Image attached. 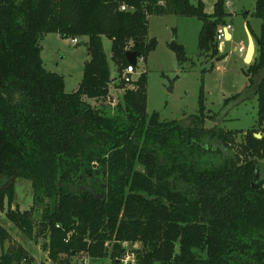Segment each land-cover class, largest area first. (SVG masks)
Instances as JSON below:
<instances>
[{"label": "trees", "instance_id": "1", "mask_svg": "<svg viewBox=\"0 0 264 264\" xmlns=\"http://www.w3.org/2000/svg\"><path fill=\"white\" fill-rule=\"evenodd\" d=\"M226 1L209 14L193 0H0V209L28 239L48 240L53 263L87 253L123 264V244L140 243L130 264H264V0L253 14L263 24L259 36L250 30L257 56L244 71L247 84L225 102L255 97L252 129L221 128L225 119L209 114L202 94L192 122L162 121L147 113V72L126 74L128 51L146 62L158 45L152 16L198 19L201 54L223 61L217 31L232 18ZM48 34L87 38L74 92L44 65ZM170 48L181 65L188 61L183 45ZM19 181L31 184L27 211L18 208ZM7 242L0 264H31L0 222V246Z\"/></svg>", "mask_w": 264, "mask_h": 264}, {"label": "rangeland", "instance_id": "2", "mask_svg": "<svg viewBox=\"0 0 264 264\" xmlns=\"http://www.w3.org/2000/svg\"><path fill=\"white\" fill-rule=\"evenodd\" d=\"M199 1L204 3L207 13L214 12L217 0H193L194 3ZM229 1L233 2V6H228L227 0L225 10L232 13V18L227 21L234 38L232 41L223 43L222 55L226 58L221 62H214L210 55L201 54L198 38L202 23L198 19L175 16L149 18V35L157 40L158 45L146 62L138 60V69L133 75L135 80L141 73L147 72V113L149 115L156 112L162 121L190 123L192 122V120L189 121L191 117L199 115V99L202 94L209 114H218L219 124L225 119L221 128L248 131L255 126L258 112V102L255 97L240 105L233 101L230 106L225 107V102L227 99H233L236 94L244 90L247 84L244 71L249 65L244 60L248 46L244 47L242 54L238 50L234 51V48H239L241 44L245 46L248 43L246 28L251 30L254 36H259L263 21L253 15L257 0ZM72 40L55 34H48L41 40L42 59L46 69L64 77L65 90L68 93L78 89L83 78L85 63L89 60L87 38L81 39L78 45H75ZM174 41L184 47L188 61L183 65L179 63L176 53L170 48ZM103 46L108 56L112 79H114L117 77V70L112 60V41L104 37ZM111 94L113 102L110 101V104L116 105L118 92L112 90ZM205 125L207 128H212L215 122L207 120ZM16 193L18 208L21 211L30 210L34 205L30 182L19 181L16 184ZM38 211L40 213V210ZM0 222L11 233L14 241L28 251L29 263L55 264L49 259V252L44 246L48 240L37 236H34L32 240L28 239L7 220L1 209ZM38 230L39 224L35 233ZM8 246H10L8 242L0 246V257L3 249L6 250ZM123 247L126 252L122 260L123 264L132 263L135 253L143 249L140 243H124ZM109 249L112 251V246H109ZM66 259H69L70 264H112L110 257L98 260L93 259L87 253Z\"/></svg>", "mask_w": 264, "mask_h": 264}, {"label": "water", "instance_id": "3", "mask_svg": "<svg viewBox=\"0 0 264 264\" xmlns=\"http://www.w3.org/2000/svg\"><path fill=\"white\" fill-rule=\"evenodd\" d=\"M226 37L227 39H232L231 34L226 31ZM257 52V46L254 37L252 36L251 33L248 34V47H247V54L245 56V63L247 65H251L255 59V54ZM141 58V55L138 52L135 51H128L126 53V59L128 63L132 66H136L138 64V60ZM113 102V99L111 98L110 100ZM257 138H261V135H256Z\"/></svg>", "mask_w": 264, "mask_h": 264}, {"label": "built area", "instance_id": "4", "mask_svg": "<svg viewBox=\"0 0 264 264\" xmlns=\"http://www.w3.org/2000/svg\"><path fill=\"white\" fill-rule=\"evenodd\" d=\"M228 4V6H233V2L232 1H229L228 0V2H227ZM121 10L122 11H126L127 9H126V7H122L121 8ZM228 30V32L229 33H231L232 32V29L229 27V25H227V26H221L219 29H218V31H217V41H218V43H219V48H220V45H222L224 42H228V41H231V39L229 40V39H227V37H226V31ZM73 41V43L75 44V45H77L78 43H79V40L78 39H73L72 40ZM238 52H240V54H242L243 52H244V50H245V48L244 47H239L238 49ZM140 60V59H139ZM142 60V59H141ZM135 73V70L133 69V66L131 65V66H129L128 68H127V70H126V74H128V75H130V74H134ZM125 81H126V83H130L132 80L130 79V77H128V76H126V78H125Z\"/></svg>", "mask_w": 264, "mask_h": 264}, {"label": "crops", "instance_id": "5", "mask_svg": "<svg viewBox=\"0 0 264 264\" xmlns=\"http://www.w3.org/2000/svg\"><path fill=\"white\" fill-rule=\"evenodd\" d=\"M246 33H247V37H248V34L250 33V31H249V29L248 28H246ZM231 34V36H232V39H231V41L233 40V38H234V36H233V34H232V32L230 33ZM55 35H57V34H55ZM57 36H59V35H57ZM256 41V40H255ZM223 45V44H222ZM222 45H220V48H219V50H220V54L222 55ZM248 46V43L244 46V44H241L240 45V47H247ZM238 49V47H235L234 48V51H236ZM225 60V59H224ZM223 60V61H224ZM245 62V61H244ZM9 247V246H8ZM8 247H6V249L8 248ZM3 250H5V249H3Z\"/></svg>", "mask_w": 264, "mask_h": 264}]
</instances>
